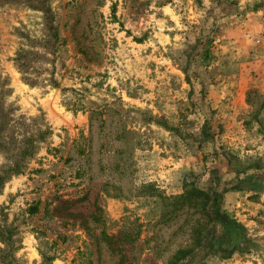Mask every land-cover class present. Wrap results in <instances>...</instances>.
<instances>
[{
  "label": "rangeland",
  "instance_id": "obj_1",
  "mask_svg": "<svg viewBox=\"0 0 264 264\" xmlns=\"http://www.w3.org/2000/svg\"><path fill=\"white\" fill-rule=\"evenodd\" d=\"M263 10L0 0V264H165L206 224L189 185L233 188L200 264H264Z\"/></svg>",
  "mask_w": 264,
  "mask_h": 264
},
{
  "label": "trees",
  "instance_id": "obj_2",
  "mask_svg": "<svg viewBox=\"0 0 264 264\" xmlns=\"http://www.w3.org/2000/svg\"><path fill=\"white\" fill-rule=\"evenodd\" d=\"M41 11L43 13V18L47 20V23H49L51 20L50 12L47 9H43ZM110 11L113 15L114 10L112 7ZM97 14L99 19L102 20L101 13L98 12ZM97 22L98 21H95V24ZM53 28L54 27L48 24L47 30L49 31V35L51 37L50 43H54L56 40ZM100 41H103L101 37ZM77 43L79 42L76 39V44ZM87 59L88 58H86V60ZM17 67H19V64ZM199 135L200 141H209L212 139L213 132L209 130L205 120L201 124ZM17 167L18 166L14 164L12 170ZM2 177L3 176H0V180H2ZM229 189L233 188H223L220 191H216L211 188L200 189L194 187L193 185H189L188 187L184 186L182 194H180L177 198L185 200L186 196L189 197L192 200V206L199 207L206 216V224L203 228H198L195 232H193L192 245L190 247L177 248L165 264H200L204 258L217 251V248H214L213 246V240L217 237V225L220 226L227 220L226 213L221 208V205L222 195Z\"/></svg>",
  "mask_w": 264,
  "mask_h": 264
},
{
  "label": "built area",
  "instance_id": "obj_3",
  "mask_svg": "<svg viewBox=\"0 0 264 264\" xmlns=\"http://www.w3.org/2000/svg\"><path fill=\"white\" fill-rule=\"evenodd\" d=\"M260 31H262L264 33V10H263V13H262L261 19H260Z\"/></svg>",
  "mask_w": 264,
  "mask_h": 264
}]
</instances>
